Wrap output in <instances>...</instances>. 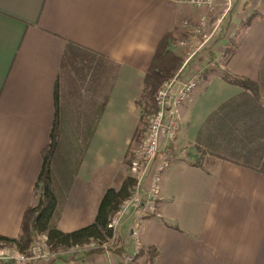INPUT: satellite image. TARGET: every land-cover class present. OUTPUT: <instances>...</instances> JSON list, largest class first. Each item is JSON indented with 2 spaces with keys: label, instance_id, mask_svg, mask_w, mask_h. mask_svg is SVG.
<instances>
[{
  "label": "crops",
  "instance_id": "0c3cea01",
  "mask_svg": "<svg viewBox=\"0 0 264 264\" xmlns=\"http://www.w3.org/2000/svg\"><path fill=\"white\" fill-rule=\"evenodd\" d=\"M255 5L256 0H232L222 25L229 31L217 41L234 39L229 33L241 21L255 11L261 15L242 30L223 67L254 81L259 102L225 83L219 70L205 64L206 57L186 72L199 73L200 82L179 108L178 135L160 142V152L174 154V163L162 175L156 213L136 224L138 247L157 250L153 264H264V156L252 157L254 164L238 160H251L239 151L251 141L228 136V129L245 124L264 127V4ZM201 14L190 0H0L1 236L17 238L24 212L38 202L34 185L54 121L56 83L58 148L50 165L56 178L54 223L72 232L94 221L106 189H118L132 176L125 161L137 141L135 102L155 48L165 35L176 43L183 24L195 23ZM213 54L216 61L218 49ZM64 57L78 63L71 87L61 73ZM90 67L101 69V81H92ZM230 101L232 107L223 109ZM184 151L191 160L179 161ZM177 176L190 197L182 208L173 190ZM134 225L127 217L117 231L124 255L135 252ZM68 252L74 254L73 264L115 261L108 253ZM141 260L136 256L132 264ZM65 262L59 258L49 264Z\"/></svg>",
  "mask_w": 264,
  "mask_h": 264
},
{
  "label": "trees",
  "instance_id": "16d2710c",
  "mask_svg": "<svg viewBox=\"0 0 264 264\" xmlns=\"http://www.w3.org/2000/svg\"><path fill=\"white\" fill-rule=\"evenodd\" d=\"M259 16L261 17L257 11L253 12L248 17L247 21L242 24L243 28L251 25L253 20ZM170 39L171 35H165L160 39L144 74L142 91L135 102L140 113V121L133 135L134 140H138L139 137H141V133L144 131V117L150 116L156 111L155 94L157 90L164 81L172 78L177 73L182 64V57L176 55L170 47ZM237 45L238 43H235L233 40L227 42V45H225L227 47L225 52V63H227L234 54ZM68 46L73 45L68 44ZM208 71L210 70H204L200 76L205 78ZM220 76L225 83L242 89L245 94H250L249 96L251 99L259 102L258 86L254 81L245 77L231 75L225 71H222ZM232 103L233 101H230L222 108L225 109L227 106L231 108ZM54 104V121L50 132L49 143L41 152L42 167L34 185V195L38 198V202L35 206L28 207L24 212L20 226V234L17 238L12 239L0 235V250L13 247L17 252L25 253L35 237L44 236L47 251L55 256L71 248L81 249L92 242L97 244L96 249L86 253H101L103 251L102 245L108 243L113 237L112 229L109 228L108 225L112 217L118 212L120 205L130 198L136 185V180L132 176H128L118 189H106L99 202L94 221L91 224L72 232L60 231L54 223L57 211V201L54 194L56 178L52 175L50 170L51 161L58 148V83H56L54 92ZM104 106L105 103L102 104L96 116L101 114ZM245 118L246 116H244V119ZM255 130L256 132L254 135ZM232 135L238 136L243 141L251 142H254V138L256 137L258 140L256 144L261 147V153H264V127L257 130L245 124L242 128L228 129V136ZM251 142L248 144H252ZM127 156L128 160H126L125 163L126 165H130V160L132 158L130 154H127ZM196 166L201 167V162L196 163ZM260 170L264 171V162H262ZM115 242L113 248L110 247V245L108 246L109 250L117 254H122V249L118 246L117 241ZM157 254V250L153 247H141L136 256H143L142 264H153ZM65 264L73 263L65 262Z\"/></svg>",
  "mask_w": 264,
  "mask_h": 264
},
{
  "label": "built area",
  "instance_id": "2783aa9c",
  "mask_svg": "<svg viewBox=\"0 0 264 264\" xmlns=\"http://www.w3.org/2000/svg\"><path fill=\"white\" fill-rule=\"evenodd\" d=\"M225 1L229 10L231 0ZM212 2L213 0H190L193 6L201 10H211ZM205 24L206 16H201L195 23L185 22L183 35L189 31V35L186 36L191 39L192 36L201 34ZM185 42L180 40L177 44L171 43V47L175 49L177 46L181 49L185 46ZM192 55L193 53L186 57L172 78L162 83L155 94L156 111L143 119L146 128L143 136L136 141L129 166L132 177L136 180V185L130 198L120 205L118 212L112 217L108 225L113 232L112 239L103 244V251L98 253L113 254L114 264H132L139 249L136 224L143 218L154 215L157 211L159 185L170 159L169 152H160L161 138L165 136L168 143L176 138L181 123L179 108L200 82L199 73H186L188 71L187 64H190ZM127 217H133V224H135L131 228V236L136 244L135 252L132 255L117 254L108 248L109 245L114 247L117 231ZM96 247L97 244L92 242L81 249L88 252L96 249ZM54 257L55 255L47 251L44 236L35 237L25 253H19L13 247L0 250V264H49Z\"/></svg>",
  "mask_w": 264,
  "mask_h": 264
},
{
  "label": "rangeland",
  "instance_id": "374dc122",
  "mask_svg": "<svg viewBox=\"0 0 264 264\" xmlns=\"http://www.w3.org/2000/svg\"><path fill=\"white\" fill-rule=\"evenodd\" d=\"M257 1L258 0H256L255 7H256V9H260L261 5L264 4V0H259L258 2ZM231 6H232V0H231ZM230 9H231V7H230ZM230 9L228 10V6H227L225 0H213L211 10H207V9L202 10V14L200 15V17L206 16V24H205V27H204L203 31L201 32V34L194 35V36H192L191 39H188L186 35H189V31L186 32V35L178 37L176 39V43H175V44H177V42L180 40L186 41L185 46L181 49L177 48V46H176V48L173 49L172 51H174V53L176 55L182 57V62L185 61V59L188 55L193 53V55L191 57L190 64L193 63L195 60L198 62H201L200 59H202L203 57H206L207 59L210 60V62L209 63L206 62L205 64L209 67L214 66L212 68L210 67L212 70L217 69L220 72L225 71L223 69V67L226 64L225 63V60H226V56H225L226 53L225 52L227 50V47L225 45H227V42L232 41V40L235 43L237 42L238 36L241 34L242 30L244 29L242 24H244L248 19V18H246V20H244L243 22L241 21L240 26L236 27L233 31H231L229 33L230 36H232V37L234 36V39L226 40L223 43L218 42L217 40L224 38L229 31L227 29L224 30L222 28V25L225 24V21L227 20V15L229 14ZM225 15H226V18H224V17L222 18V16H225ZM218 18L219 19L222 18L221 21H219V23H218V20H219ZM230 36H228V39ZM172 44H174V43H172ZM214 49H218V54H217L218 59L216 58L217 59L216 61L214 60V54L212 56ZM75 60L76 59L73 57H67L64 60L62 70H61L63 81L69 87H71L72 83L75 80L73 77V76H75L74 75L75 64H78ZM100 64H102V63H100ZM190 64H187V67H189ZM100 70L101 69L98 70L97 67L88 68V72H90V74L93 73L94 79L92 81L93 82L95 81V83L97 81L102 80V74L103 73ZM225 72H227V71H225ZM83 82H85L84 85H87V84L89 85V82H91V81H89V82L83 81ZM79 114L81 115V113H79ZM145 128H146V124H145ZM145 128H144V131H145ZM144 131L141 133L140 136H143ZM240 147H241L239 150L240 153L243 156H248L249 158H251V160H246V158H242V159L239 158L238 159V157H241V155H239L238 157L234 156V158L238 159L242 162L246 161L247 164H254V162L252 161V157L257 158V156H259V157L264 156V153H261V147L258 146V144L255 145V144H245L244 143V145L241 144ZM170 156L171 157L169 159L168 165H169V163H174V158H175L174 154L173 155L171 154ZM179 159H180L179 161L191 160L190 152H187V151L182 152L180 154ZM131 161H132V159L130 160V163H131ZM181 165H183V164H181ZM178 178L179 177L177 176V180L175 179L174 183L178 184L179 188H178V186H176L173 190H174L175 195H176L175 202H177V205H180L182 208L183 205H186L189 203L190 197L187 195V193H184V191H183V185H184L183 183L184 182L180 178L178 180ZM157 203H158V201H157ZM128 245L132 246V243L128 242ZM138 251H139V249H138ZM95 254H98V253H95ZM138 256H141V255H138ZM73 257H74V254L72 252L63 251V252L58 253L54 257V259L59 260V258H61V259H64L67 263H70V262H72V259H74ZM141 257H142V260H141V264H142L143 256H141Z\"/></svg>",
  "mask_w": 264,
  "mask_h": 264
}]
</instances>
